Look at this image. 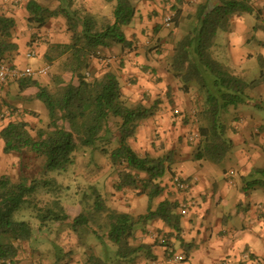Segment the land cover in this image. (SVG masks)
Masks as SVG:
<instances>
[{
	"label": "trees",
	"instance_id": "obj_1",
	"mask_svg": "<svg viewBox=\"0 0 264 264\" xmlns=\"http://www.w3.org/2000/svg\"><path fill=\"white\" fill-rule=\"evenodd\" d=\"M49 1L44 4L29 0L25 5L26 21L28 25L43 27L51 18L61 17L65 20L66 31L70 35L68 42L45 43V56L49 64L56 62L62 75L70 74L71 80L65 83L62 75L55 76L53 89L41 87L33 77L11 81L16 82L21 90L29 86L38 87L36 98L45 105L48 120L37 119V114L34 113L31 116L37 120L27 122L22 118L24 113L20 114L17 107L0 102V113L6 107L20 114L3 119L5 121L0 127L2 152L9 155L29 151L44 159L45 170L63 172L74 163L75 154L80 148H95L99 141L109 140L113 135L109 124L114 121L117 146L111 151L101 148L111 167L117 169L113 188L117 193L124 194L127 191L135 196H146L149 202L147 212L134 215L116 210L93 185L90 188L91 194L84 193L83 196L87 201L92 200V203L86 211L72 217L70 222V216L64 207L59 201H55L51 209L53 212L55 209L59 211L53 218L54 223H60V228L67 226L79 243L89 231L100 242L106 239L104 252L96 255L88 246V252L83 251L86 254L80 264H141L143 261H157L154 247H166L165 254L168 256V253H172L169 248L172 247V236L184 247L183 239L179 236V204L168 198L154 203L165 191L162 179L169 169L171 155L153 157L146 153L139 156L130 146L129 140L135 136L141 123L154 116L158 101L149 107L142 101L128 103L114 71L106 69L100 78L90 77L87 73L91 68V61L98 60L102 52H109L118 46L122 49L132 47V40L124 30L136 18L134 1L102 0L113 6L110 15H104L100 20L97 14L86 10L75 0ZM251 1L203 0L197 5L193 16H190L191 29L176 42L171 51L169 69L172 76L180 81L185 93L191 85H196L203 98L202 108L197 113L199 128L196 135L191 136L192 139H198L194 155L196 161L208 160L215 164L223 161L234 144L227 137V127L221 121L222 113L230 107L237 108L241 104L251 103L245 93L246 89L264 83L262 60H259V79L246 83L219 62L213 53L217 33L227 31L233 17L251 14ZM180 15L177 10L172 18L173 26H178ZM16 24L14 17L0 14V61L12 68L18 55V44L12 34ZM156 27L159 29L160 26ZM27 45L33 49L32 41ZM108 66L109 64L106 65ZM146 69L143 68V71ZM9 83L10 81L6 84ZM30 123H34L35 128L32 129ZM242 181L243 191L264 189V169L253 168ZM28 191L26 183L16 182L8 174H0V264L19 263L22 244L30 242L39 231L42 233L45 230V223L41 227L36 224L33 226L30 222H18L12 218L25 201ZM155 220L161 221L173 233L163 235L162 238L157 235L152 243L138 241V233L150 236L147 228ZM91 222L97 228L89 227ZM103 230L104 234L100 235L99 232ZM254 259L250 254L249 260ZM60 262L59 258L53 264ZM34 264L42 262L39 259Z\"/></svg>",
	"mask_w": 264,
	"mask_h": 264
},
{
	"label": "rangeland",
	"instance_id": "obj_2",
	"mask_svg": "<svg viewBox=\"0 0 264 264\" xmlns=\"http://www.w3.org/2000/svg\"><path fill=\"white\" fill-rule=\"evenodd\" d=\"M28 1L29 0H0V14L14 17L16 19L17 24L12 34H15L16 31H18L19 39H23L25 36L29 35V42L32 41L33 44L46 45L45 43L47 42L51 44H64L68 42L70 35L66 31L65 20L61 17L49 19L43 27L28 25L26 21L27 14L25 11V5ZM37 1L44 4L46 2H50L49 0ZM133 1L137 10V15L135 18L136 20L133 21L131 26L125 28L124 30L126 36L132 40V47L125 49H122L119 46L115 47L109 52H102L98 60L103 61V64H109L110 67L114 66L115 70H118V68L120 69L122 66V60H124L123 57L135 53L136 55H145L147 59H151V63L155 64L152 67L146 65L148 68H153L154 72L148 71L147 69L142 72L149 76L146 82L155 85V88L158 91L157 93L155 90H153V92H156L155 95L160 100V102H158V107H160V112L158 115H160V113H163V115L160 120L152 124V127L150 128L151 132L147 130L148 133L143 134L146 136V139L150 140L151 137V139L155 140V142H159L163 140L165 133L173 134L174 131L175 135L180 133H186V135H190L192 132H197L199 128L197 113L202 108V94L196 85H191L189 87V91L185 93L182 89V84L178 79L172 76L169 68L171 51L176 42L183 38L191 29L192 21L190 16H193L197 5L203 0H163V2H158V0ZM75 2H79L77 4L83 6L86 10L91 11L93 14H97L99 20L104 15L109 16L113 6L112 3L106 4L102 0H75ZM177 10H179L181 15L179 18V24L177 27H175L172 24V18L175 16ZM153 14L155 15L153 16ZM145 15L147 19L149 18L150 20L142 19V17H145ZM250 15L251 14H247L244 17L246 23L250 28H252L255 21ZM153 18L159 19L160 23L153 24L160 27L159 29L155 28L156 30L151 35V33L149 34V31H151L150 27L152 24L149 22H151V19ZM166 18L170 19L169 26L165 25ZM260 25H264L262 21L258 22V27ZM257 32L258 30H256L253 34L248 35V38L254 36L252 38L253 40H251L242 50L244 53L247 51L251 52L254 57L248 59L241 65L236 64L234 57H232V55L229 53L231 50L229 47V40L226 35V31L218 32L214 40V56L216 58L218 56V59H220L222 63L229 66L233 73L246 83H251L260 77L261 66L258 57H264V43L263 40L258 38ZM13 37L17 38L15 36ZM111 56H114V61L111 63H106L105 60ZM27 60L31 68H38L37 64L33 63L35 58H27ZM41 65L43 67H48L49 71L46 75H35L33 77L39 82V84L42 83V80L48 78V76H51L50 83L53 84V78L55 76L62 75L56 62L48 66L47 62L43 60ZM90 71L91 70H88L87 73L89 74ZM88 74H86L87 77H91V75L88 76ZM62 77L65 83H68L71 80V76L68 73L63 74ZM143 78L146 79V77ZM133 79L137 80V77H135V75H129L127 78L129 82L127 84H131V80L133 81ZM119 82L122 84L120 78ZM133 83H135V81H133ZM245 93L253 103L251 102L249 104H241L237 108H228L222 113L221 121L224 123V125H226L228 131V129L230 130V124L232 122L235 121V125L237 124L236 126H240L239 123H241L242 120V123L244 122V130H246L249 135L245 137V139L240 138L234 140L233 149L227 153L220 165H215L208 160L203 161L206 163L205 167L207 172L210 171L213 177L209 183L215 187L217 192L223 190L227 183H235V185H227L229 192L225 196V202H223L216 211H219V214L222 210V214H226V216H228L227 227H233V229L236 228L238 231L240 226L244 223L242 215L240 214H243L244 212L246 219L253 220L254 218H257V205H264V202L256 203L254 194L251 199L248 197V193L264 194V189L257 188L252 189L253 191L248 190L249 192L247 190L240 191V188H243L244 184L242 178H240L238 175H235V171L239 173L238 170H235L238 165V160L244 157L247 158L246 160L250 165H253L254 168L264 169V136L253 131L255 121L247 117V115L250 114L255 118V120L258 117L264 120V83L247 88ZM137 96L138 95L136 94L134 98L135 100L139 98L138 100L143 101L147 107L152 105L154 99L152 93L149 94L148 91H145L144 94L140 93L139 97ZM138 100L136 101L138 102ZM0 102H7L8 104L17 107L19 110L33 109V106L37 107L43 115V118L44 116L46 117L44 120H48L47 109L43 102L39 99H35L33 103L29 105L28 102L24 101L23 99H5L4 97L0 98ZM127 102L132 103V100L127 99ZM4 109H6V107L2 108V110ZM175 109L178 110V112L180 111V116H178L179 118H176V120H179L178 122L183 123L187 118V121H185L184 125H181V130L178 128L172 130V126L174 125L171 124L175 119V117H173ZM4 121L3 119H0V127ZM30 126L32 129L35 128L34 123H30ZM109 127L112 129L111 134L113 133L109 140L99 141L95 148H80L75 154L74 163L69 165L67 170L63 172L45 170L44 159L37 157L35 154L29 151L6 155L3 154L0 147V174H8L14 181L24 182L29 187L25 201L20 206L19 210L13 214V220L18 222H30L33 226L35 224L40 226L41 224L45 223V226H43V229L45 230L42 233L39 231V233L35 235L34 239H32L30 242H25L22 244L19 263L17 264H34L39 259L41 260L42 264H53L59 258L61 259L60 264H80L84 258V254H86L83 251L88 252V246L91 247V250L94 251L96 255H100V253L104 252V246L107 244L106 239H104V242H100L97 240V237L88 230V235L85 238L82 237L81 243L78 241L76 242L75 237H73L74 235H71L67 226L60 228V223H54L55 219L53 218H55L59 210L55 209V212H53L51 208L55 201H59L70 216L68 220V222H70L72 217L86 211L89 205L92 203V200L87 201L83 198V196L84 193L89 195L91 194L90 188L93 185L96 186L99 194L104 199L106 198L107 203L112 208L118 210L124 206V202H122L120 199V196H122L123 193H118L116 196L117 192L113 188L116 182L115 180L117 179V171H115L117 169L111 167V164L108 162L106 156H104V154L101 152L102 147H104L107 151H111L117 146L114 136L116 132L115 122L111 121ZM162 129L164 131H162ZM237 133H239V131H237ZM141 138L143 139V137H140L139 140L140 142H143V140L141 141ZM179 143L188 145L191 152L190 157L191 159L194 158L198 142L195 144H190L188 140H182L181 138L178 144ZM133 144L141 146L138 139H135ZM156 144L158 145L159 143ZM148 146L149 147L144 146L143 149L146 147L147 150H151V144ZM141 150L142 149L140 148L139 153H142ZM152 156L154 157L155 154ZM192 161L194 162V159H192ZM223 169L226 170L228 178H226V174H223ZM230 172H232V174H230ZM109 178H111L112 184L108 183V186L112 185L111 188L115 192L113 195L110 190L106 191L105 183ZM125 191L126 190H124V192ZM240 193H244V198L242 200L243 207L241 206V210L243 212L240 211L241 213H236L235 206L238 203V197H240ZM109 194L112 195L110 198L107 197ZM184 200L185 199L181 200V202ZM207 201L208 203L212 202L214 204V200L212 198H208ZM148 206V198L146 196L139 197L137 199L135 214H145L147 212ZM195 206L196 201L193 207ZM193 207L189 209V213ZM260 223L263 225H261L262 228H264V219H261ZM89 227L97 228L94 222H91ZM150 230L151 229L147 230V234L150 235L149 238L152 240L156 237V233L154 231L150 232ZM99 234H104V230L100 231ZM262 234V242L264 246V231ZM138 236V241L145 239V236L141 233H138ZM56 244L57 246H55ZM80 244H82V246H80ZM245 254H247L249 257L251 253L246 252ZM262 260V263L264 264V256L262 257Z\"/></svg>",
	"mask_w": 264,
	"mask_h": 264
},
{
	"label": "crops",
	"instance_id": "obj_3",
	"mask_svg": "<svg viewBox=\"0 0 264 264\" xmlns=\"http://www.w3.org/2000/svg\"><path fill=\"white\" fill-rule=\"evenodd\" d=\"M157 1V0H156ZM158 2H163V0H158ZM252 13L251 17L254 18L255 21L252 28L249 27V25L246 23L245 17L248 13H244L239 16H235L230 20L229 27L226 31V35L229 40V47L231 52H229L232 57H234L235 63L238 65L243 64L248 59L253 58L254 55L251 52L244 53L242 50L245 48V46L253 40L252 38L254 36H251L248 38V35L255 33L256 30L257 36L259 39L263 40L264 43V25H260L258 27V22L262 21L264 24V0H252ZM155 14H153L154 16ZM152 18V17H151ZM142 19H147L146 15L145 17H142ZM136 20V19H135ZM134 20V21H135ZM152 24L151 31H149V34L151 35L154 33L157 28L153 23H160L158 18L151 19ZM14 34V33H13ZM17 38H14L16 43L18 44V55L15 57V60L13 62L14 67L17 69H23L25 67H30L28 60L26 58V52L30 48L28 47V42L30 39V36H25L23 39H19L18 31L13 35ZM217 36V35H216ZM35 48V51L37 53V57L33 61V63L37 64L38 68L43 67L41 65V62L44 60L47 62L46 59V47L42 44H33V47ZM138 53V51H137ZM216 53V50H215ZM135 53L129 54L126 57L124 56L122 60V66L118 70H115L114 66L106 68L107 64H103V61L100 60H92L91 61V68H90V75L94 77L100 78L105 72L106 69H110L115 72V74L120 78L122 84L121 90L122 94L125 97V99L132 100V103H136L138 99H134L135 95L137 94L139 97V94H144L145 91H148L149 94L152 93L153 95V103L160 102L158 97L155 95L158 91L155 88V85L146 82L147 78H149L148 75H145L143 71V68L146 69V65L154 66V63L150 62V58L147 59L145 55H134ZM150 57V55H149ZM218 59V56L217 58ZM219 62L220 59H218ZM258 60H262L264 63V57L259 56ZM222 63V62H221ZM260 63V62H259ZM48 66L50 65L47 62ZM139 64V66H138ZM224 64V63H222ZM227 66L226 64H224ZM123 67V69H122ZM229 70L233 73L232 69L227 66ZM114 68V69H113ZM148 71L154 72L153 68H147ZM264 70V69H263ZM49 71V70H48ZM144 73V74H142ZM234 74V73H233ZM129 75H135L137 77L136 79H133L135 83L131 80V84H127L129 81L127 78ZM235 75V74H234ZM237 76V75H236ZM143 77H146L144 79ZM33 80H35L33 78ZM37 84L39 82L35 80ZM51 82V76H48L45 80H42V83L39 84L41 87H45L48 89H51L53 87V84ZM76 83V81H74ZM146 83V84H145ZM155 90L156 92H153ZM150 91V92H149ZM38 92V89L36 86H29L25 89H20L19 85L16 82H11L9 84H6L3 91V97L10 98V99H16L28 102V105L33 103V101L36 98V94ZM157 97V98H156ZM21 98V99H20ZM141 100V99H140ZM134 101V102H133ZM139 102V100H138ZM142 103H144L142 101ZM253 103V102H252ZM145 104V103H144ZM151 105V106H152ZM159 104L156 105V111L153 117L148 119L147 121H144L141 123V125L136 130V135L129 140V144L132 147L133 150L136 151V153H139V149L141 148L142 153H139V156H144L146 153L155 154L154 157H164L166 155H171V161L169 164V169L166 173V175L163 177V186L165 187V191L163 193V196L159 199H156L155 203H158L165 198L170 199L171 201H176L178 204H180L181 200L186 199L187 197L193 198L196 201V206L193 207L187 217H181V232L179 234L180 238L183 239L184 247L181 245L180 241L176 240L174 236H172L171 241L172 247H169L172 253L174 254H183L184 260L178 263H171L168 259L167 254H165V248L164 246H158L154 247V252L157 255V261L160 264H263L262 263V257L264 256V246H263V238H262V232L264 231V228H262V224L260 223V218H254L252 219H246L244 212L242 209V200L244 198L243 194L240 193V197H238V203L235 206L236 213H239L240 211L243 212L242 219L244 220V223L240 226L239 231L235 228H228V216L226 214H222L223 211L221 210V213L218 214L216 211L220 205H222L225 199V196L228 194V186L227 185H235L234 182L227 183L226 186H224L223 190H220V192H217L214 186H212L209 181L211 178L213 179L210 171L207 172V169L205 167V164L203 161L207 160H200V161H192V158L190 157V147L185 144H178L179 140L182 138V140H188L190 144H195L198 142V139L194 138L191 139V136L193 137L196 135L197 132H192L190 135L185 134H167L165 133V136H163V140L159 142H155V140H152L150 137L149 139H146V136L143 135L145 133H148L147 130L150 131V128L152 127L153 123H156L160 118L162 117L163 113L160 112V107H158ZM176 110V109H175ZM20 114L24 113L23 119L27 122L29 121H35L33 116L31 114H37L38 119H45L46 117L41 114L39 109L37 107L33 106V109L29 110H19ZM19 114V115H20ZM18 116V115H17ZM180 111L178 114H173V117L175 119L173 120L171 125L172 130L178 128L181 130V125H184L185 121H187V118L185 121L178 122L179 120H176V118H179ZM182 117V116H181ZM185 117V116H184ZM247 117L251 120H254V126L253 131L258 132L259 135L264 136V120L260 119L259 117L255 120L253 116L250 114L247 115ZM37 120V119H36ZM151 120V121H150ZM244 120V119H243ZM235 121L230 124V130L227 131V137L230 138L234 144L235 139H240L247 137L249 134L247 133L244 126V122L239 123L240 126L235 125ZM158 125V123H157ZM161 125V124H160ZM164 127V124H163ZM238 127V128H237ZM240 127V128H239ZM154 128V127H153ZM237 128V129H236ZM162 131H164L162 129ZM239 131V133H237ZM151 132V131H150ZM181 135V136H180ZM185 136V138H184ZM140 137L141 141L140 142ZM135 139L139 141V144L141 146H138L136 144H133ZM156 143H159L158 145ZM151 144L150 149L147 150L146 147H149L148 145ZM145 147V149H143ZM0 147L2 149V142L0 140ZM153 152V153H152ZM247 158H240L238 160V165L235 168V175H238L240 178L246 177L251 172L253 165H250L249 162L246 160ZM213 163V162H211ZM222 163V162H221ZM215 164V165H220ZM223 174H226V178H228V175L226 173V170L223 169ZM104 176V175H103ZM142 176V174H141ZM173 176H178L180 179L186 181L190 185V191L184 194L183 192L178 191L175 189L171 184V179ZM115 182V181H114ZM109 184H112L111 178L107 179L105 185H106V191L110 190L111 193H115L111 186H108ZM237 187V186H236ZM219 191V190H218ZM240 191H243L242 188H240ZM253 191V190H252ZM249 192V191H248ZM246 192V193H248ZM118 193H116L117 196ZM248 193L249 199L252 198L253 194L256 200V203L264 202V194H255V193ZM115 195V194H114ZM142 196H135L132 192H125L122 196H120V199L122 202H124V206L118 209L121 212L129 213V214H135V209L137 206V199ZM208 198H212L214 200V204L212 202L207 201ZM130 204V205H129ZM242 206V207H241ZM258 206V205H257ZM240 212V213H241ZM252 215V214H251ZM257 216V214H256ZM262 225V226H261ZM261 226V227H260ZM148 229H151V231H154L157 235H160L158 237L162 238L163 235L167 236V234L173 233L170 228L166 227L161 221L155 220L152 221L148 225ZM145 236V235H144ZM153 236V235H152ZM145 243H152V240H150L149 237H145L143 240ZM250 252L254 256V260H249V257L245 253ZM150 262L143 261L142 264H149Z\"/></svg>",
	"mask_w": 264,
	"mask_h": 264
},
{
	"label": "built area",
	"instance_id": "obj_4",
	"mask_svg": "<svg viewBox=\"0 0 264 264\" xmlns=\"http://www.w3.org/2000/svg\"><path fill=\"white\" fill-rule=\"evenodd\" d=\"M165 25H170V19H165ZM27 58H35L36 57V51L33 49L28 50L26 52ZM114 56L108 57L105 62L111 63L114 61ZM49 68L48 67H39L37 69H33L31 67H25L24 69H17L9 67V65L5 64L4 62L0 61V98L3 97V91L6 83L8 81H17L23 78H29L34 77L35 75H46L48 73ZM178 110H175V114H178ZM15 112H12L8 109H4L0 113V119L11 118L12 116H16ZM195 136V135H194ZM193 136V137H194ZM192 139V137H191ZM232 174V172H230ZM172 186L177 189L180 192H183L186 194L190 191V185L188 182L180 179L178 176H173L171 179ZM195 205V200L193 198L187 197L184 201L180 202L179 204V214L181 217H185L189 213V209ZM257 217L260 219H264V205L259 204L256 209ZM171 251V250H170ZM169 255V261L171 263H178L184 260L183 254H174V253H168ZM149 264H160L159 262L152 261Z\"/></svg>",
	"mask_w": 264,
	"mask_h": 264
}]
</instances>
